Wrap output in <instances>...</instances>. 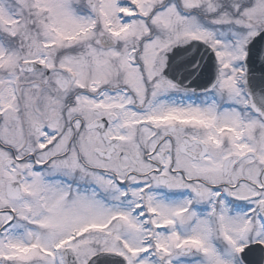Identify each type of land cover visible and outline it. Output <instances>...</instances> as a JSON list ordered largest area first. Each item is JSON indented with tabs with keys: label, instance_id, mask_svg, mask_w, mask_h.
I'll use <instances>...</instances> for the list:
<instances>
[{
	"label": "snow or ice",
	"instance_id": "6c2138e0",
	"mask_svg": "<svg viewBox=\"0 0 264 264\" xmlns=\"http://www.w3.org/2000/svg\"><path fill=\"white\" fill-rule=\"evenodd\" d=\"M0 264H264V0H0Z\"/></svg>",
	"mask_w": 264,
	"mask_h": 264
}]
</instances>
